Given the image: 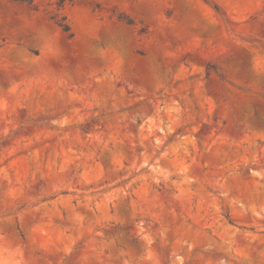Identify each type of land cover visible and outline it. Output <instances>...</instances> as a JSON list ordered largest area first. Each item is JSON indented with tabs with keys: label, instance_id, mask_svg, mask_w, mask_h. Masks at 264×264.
<instances>
[{
	"label": "rangeland",
	"instance_id": "obj_1",
	"mask_svg": "<svg viewBox=\"0 0 264 264\" xmlns=\"http://www.w3.org/2000/svg\"><path fill=\"white\" fill-rule=\"evenodd\" d=\"M0 264H264V0H0Z\"/></svg>",
	"mask_w": 264,
	"mask_h": 264
},
{
	"label": "trees",
	"instance_id": "obj_2",
	"mask_svg": "<svg viewBox=\"0 0 264 264\" xmlns=\"http://www.w3.org/2000/svg\"><path fill=\"white\" fill-rule=\"evenodd\" d=\"M13 1H16V2H20V3H23V4H29L31 5L33 3V0H13ZM59 26L63 29V31L65 33H69L70 32V27L63 24V23H59Z\"/></svg>",
	"mask_w": 264,
	"mask_h": 264
}]
</instances>
